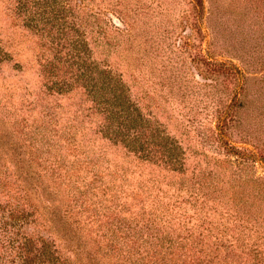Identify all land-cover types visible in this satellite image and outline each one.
<instances>
[{
	"label": "rangeland",
	"instance_id": "374dc122",
	"mask_svg": "<svg viewBox=\"0 0 264 264\" xmlns=\"http://www.w3.org/2000/svg\"><path fill=\"white\" fill-rule=\"evenodd\" d=\"M198 1L0 0V175L15 174L7 148L23 138L30 172L85 177L97 235L104 219H252L264 233V0ZM92 61L176 143L182 170L103 136L104 108L84 87ZM30 181L41 201L72 202L49 179ZM29 229L71 257L64 239ZM182 229L174 220L170 232Z\"/></svg>",
	"mask_w": 264,
	"mask_h": 264
},
{
	"label": "trees",
	"instance_id": "16d2710c",
	"mask_svg": "<svg viewBox=\"0 0 264 264\" xmlns=\"http://www.w3.org/2000/svg\"><path fill=\"white\" fill-rule=\"evenodd\" d=\"M198 3L202 8V0ZM214 65L231 69L216 61ZM86 72L81 75L86 78L84 87L92 101L103 106L108 121L100 131L103 136L122 144L140 159L182 170L183 156L176 143L151 126L150 121L130 105L120 81L108 76L106 70L98 72L93 61ZM13 142L8 144L10 149L7 148L13 158L9 161L6 157L4 163L15 167V174L0 175V196L4 199L0 202V264H264V233L252 219H227L225 222L151 219L147 223L137 221L132 226L131 219L129 222L121 219L118 223L104 219L102 223H106V232L97 235L100 229L94 222L97 223L98 219L87 221L90 216L88 201L95 194L88 199L85 196L87 191L79 192L84 187L85 177L66 172L54 182L53 175L45 170L30 172L26 168L28 165L24 166L23 138ZM72 143V138H68L60 149L63 145L69 149L71 145L73 147ZM61 150L58 153L60 159H64L66 156L61 155ZM35 177L40 184L49 179L51 194L56 195L63 187L67 198L72 195V202L64 201L58 207L53 201L38 199V189L30 181ZM55 187H59L58 191L53 190ZM74 192L82 196L75 199ZM174 220L185 235L170 232ZM190 220L195 223L188 228ZM229 221L235 225L231 230L227 228ZM38 226L47 234L64 239L67 248H71V257L62 254L53 240L35 235V231L29 229ZM233 230L237 235L232 233L229 241L228 233ZM108 234L110 237L106 239ZM131 239L132 247L127 245Z\"/></svg>",
	"mask_w": 264,
	"mask_h": 264
}]
</instances>
